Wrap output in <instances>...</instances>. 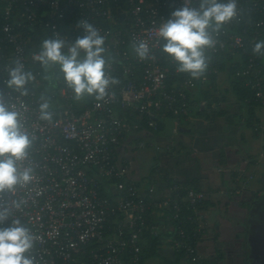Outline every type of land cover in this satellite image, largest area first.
Here are the masks:
<instances>
[{
    "label": "built area",
    "instance_id": "2783aa9c",
    "mask_svg": "<svg viewBox=\"0 0 264 264\" xmlns=\"http://www.w3.org/2000/svg\"><path fill=\"white\" fill-rule=\"evenodd\" d=\"M200 2L0 0V100L20 112L24 129L32 139L27 158L19 163L22 170L31 168L33 176L24 187L0 193V202H6L13 213L0 227L10 226L11 219L16 218L31 231L34 246L27 255L34 257L35 264H140L144 231L147 229L153 235L164 227L154 220L147 224L146 213L150 211L152 216V211L161 208L175 212L177 225L173 227L176 237L171 239L172 248L184 249L193 261H202L198 241L196 246L192 243L180 211L183 208L192 211L187 219L196 224L199 234L195 236L199 239L206 225L199 209L207 198L205 192L175 181L167 188L158 189L153 185L142 188L130 177L131 162L121 159L119 153L121 147L127 146L122 135L138 127L134 118L155 115L164 106L174 109L175 114L189 113L192 111L189 105L196 104L189 95L195 92L190 90L192 78L187 77L184 83L171 79L172 67L166 64L170 57L162 53L164 41L158 37L157 30L174 9L185 5L198 8ZM236 3L237 15L230 22L219 31L209 29L215 43L205 49V55L209 60L229 43L234 50L228 52H239L238 58L245 56V60H239L245 61L239 74L248 75L246 84H253L255 88L262 85L264 79L260 62L264 55L252 51L264 34V18H261L264 0H236ZM21 4L28 8H48L50 18L44 23L54 38L63 40L69 37H62L58 25L68 17L64 16L66 8L71 7L78 14L75 19L82 28L78 31L82 36V21L92 24L103 37L112 31L98 20L106 19L113 25L118 20L124 21V28L120 27L123 29L114 30L113 45L105 42L107 48H114L116 55L106 62V72L109 78L118 81L109 87L105 99L99 102L94 99L79 110L74 105L72 90L60 81L62 102L50 110L51 119L44 120L40 118L32 83L25 86L27 95L7 86L9 71L18 61L26 70L30 57L38 60V51L26 50L30 38L25 36L21 23L12 20V14ZM241 19L247 20L252 30L247 26L243 31L235 30L236 22ZM36 20L35 12L27 14L29 23ZM141 41L150 47L145 59H140L136 53V45ZM7 45L13 49L6 50ZM174 71L178 72L177 67ZM256 95L264 100L262 90H257ZM174 131L177 133V128ZM17 201L19 208L14 207Z\"/></svg>",
    "mask_w": 264,
    "mask_h": 264
},
{
    "label": "crops",
    "instance_id": "0c3cea01",
    "mask_svg": "<svg viewBox=\"0 0 264 264\" xmlns=\"http://www.w3.org/2000/svg\"><path fill=\"white\" fill-rule=\"evenodd\" d=\"M231 98L227 104L234 102ZM228 107L231 110L227 115L211 122L199 118L189 133L176 127L175 136L162 140L165 142H161L158 174L174 179L182 186L197 187L205 192L207 198L199 209L207 226L197 244L203 259L210 264H244L247 260L249 264H263L264 130L256 133L245 123L246 109L239 111L236 107ZM255 114L256 122L263 123L264 107L258 106ZM145 135V132L140 134L142 138ZM177 137L185 141L184 145L177 144L174 140ZM129 141V148L123 146L119 153L121 159L131 162L130 175L142 188L159 187L150 177L135 170L143 164L145 149L138 155ZM177 145L178 153L171 154ZM156 177L159 176L156 174ZM158 182L164 184L163 188L169 186L162 178H158ZM157 213L152 211L153 215ZM164 213L152 219L164 224ZM166 226L162 227L164 231ZM170 241V236L162 235L158 247L171 246ZM152 259V256L146 259L145 264Z\"/></svg>",
    "mask_w": 264,
    "mask_h": 264
},
{
    "label": "clouds",
    "instance_id": "9594fccd",
    "mask_svg": "<svg viewBox=\"0 0 264 264\" xmlns=\"http://www.w3.org/2000/svg\"><path fill=\"white\" fill-rule=\"evenodd\" d=\"M236 15V0H201L198 8L185 5L174 9L157 30L158 37L165 41L162 50L177 62L178 72L198 79L208 67L205 49L215 43L209 29L219 31ZM81 24L84 35L77 37L66 50L63 39H44L36 59L45 68L50 64L59 65L74 99L94 97L99 102L108 95L109 87L118 81L109 78L106 72L104 37L92 24L85 21ZM252 51L264 55V40L257 41ZM149 52L147 42L136 45L140 59L148 58ZM33 79V74L18 61L9 71L6 84L27 95L25 86ZM49 107L47 101L40 104L41 119H51ZM20 117L14 106L0 100V193L14 192L33 179L32 169L22 170L19 163L27 158L32 143ZM14 207L19 208L20 202H14ZM12 216V208L6 202H0V224ZM34 239L19 219H11L10 226L0 227V264H35L34 257L27 255L34 246Z\"/></svg>",
    "mask_w": 264,
    "mask_h": 264
},
{
    "label": "trees",
    "instance_id": "16d2710c",
    "mask_svg": "<svg viewBox=\"0 0 264 264\" xmlns=\"http://www.w3.org/2000/svg\"><path fill=\"white\" fill-rule=\"evenodd\" d=\"M72 8H66L64 12V16H68L67 19L62 21L58 25L59 33L62 35V37L68 36L69 38L65 41V50L67 47L77 38L82 36L78 31L82 30V28H79L75 16H78V14L71 10ZM29 12H35L37 20L34 23H29L27 21V14ZM115 13H117L115 11ZM251 14V13H249ZM254 17H259L258 14L252 13ZM48 18H50V10L46 7H42L39 9H36L34 7L28 8L27 6L21 4L16 11L12 14V20L14 22L21 23V29L24 32L25 36H28L30 38L29 43L27 44L28 52L34 53V52H40L41 51V45L42 41L44 39L48 38H54L53 33L51 32V29L47 27L44 23ZM261 18H264V15L261 14ZM1 13H0V20H1ZM246 19L249 21V18L246 17ZM247 20L241 19V21L238 23L236 22V27L234 28L237 31H243L245 26L249 27L250 30L252 28L248 25ZM95 22H97L95 20ZM100 22L102 25H104L105 28L111 29L112 33L106 37H104V48L105 53L103 54L105 56L106 62L110 61L114 58L115 52L113 47H106L105 42L109 41L112 44V40L114 39V30L123 29L124 28V21L118 20V23L116 25H113L111 22L105 20H101ZM89 23V22H88ZM123 27V28H120ZM248 31V30H247ZM246 31V32H247ZM264 40V34L258 38L257 41ZM165 41L163 42V44ZM113 45V44H112ZM163 46V45H162ZM12 46L7 45L6 50H12ZM228 50H234L229 43H226V47L223 49H218V51L215 53V57H212L211 59H207L208 61V67L206 72L198 79H193L191 81L192 89L190 90L195 91L194 93H189L190 96L194 97V101L196 104L189 105V110H192L189 113H180L175 114V110L170 108L169 106H164V108L160 111H157L155 115H143L142 118H134V121H137L138 127L134 128L131 133H126L122 135V141L126 138L125 141H129V143L132 144V148L134 149V152L136 151L138 153V149L140 147H143L145 149L144 154H152L153 148H154V155L155 159L158 160L159 166L161 162V156H162V147L161 142L166 138H170L175 136L163 134L162 131L164 130L166 126L165 120L170 118L173 119L175 122L177 121L179 124L177 125V128L179 126L183 127L184 132L189 133L194 126V121L197 119L206 120L208 122L215 121L218 117H223L227 115L229 110H231L228 106L236 107L239 111H243V109H246L245 114H247V118L245 119V123L248 125H252L253 117L255 116V111L258 106L264 107V100L262 98L257 97L256 92L262 90L264 93V79L262 81V85L258 87H253V84H246V80L249 78V76H243L239 74L243 69V65L245 64V61H239V60H245V56L238 58L239 52H228ZM163 54H166L163 52ZM169 56L168 54H166ZM81 56H83V52H81ZM116 56V55H115ZM170 57V56H169ZM238 58V59H237ZM118 59V58H117ZM172 58H169L168 63L172 67V70H170V73H173L174 76L171 78L174 81H179L184 83V81L187 79V77H190L186 73H180L174 71V69L177 67V62L174 60L172 62ZM118 60H116L117 62ZM262 64L261 74L264 76V58L260 60ZM260 64V65H261ZM107 69V68H106ZM27 71H30L32 74H34L35 78L28 83H32L34 86V92H35V101L36 105L40 106L41 103L44 101H47L50 105L49 111L56 108L60 103L62 102V98L59 95V88L63 86L65 83L63 79V73L59 69L58 64H50L47 68L43 67L41 62L39 60H33L32 57H30L27 61ZM226 73L228 77V87L224 89H220L221 81L220 76L222 73ZM203 77H206V80H203ZM170 79V80H171ZM206 85V86H205ZM191 92V91H188ZM232 97V98H231ZM233 99V103L230 104L228 102L229 99ZM95 98L94 97H85L81 100L74 99V105L81 110L84 105H87L91 103ZM230 102V101H229ZM235 105V106H234ZM233 111V110H232ZM130 120V118H128ZM130 122H132L130 120ZM152 122L155 123V125L152 124ZM176 129V128H175ZM174 129V130H175ZM143 132L146 133V139L145 136L142 138L140 134L143 135ZM150 136V139L147 140ZM177 144L184 145L185 141L179 137L174 139ZM127 143V142H126ZM128 143L126 148L128 147ZM131 148V149H132ZM132 149V150H133ZM164 149V148H163ZM173 152L171 154H176L179 151L178 145L177 147H173ZM140 152V151H139ZM151 152V153H149ZM129 161L128 159H126ZM224 161V159H223ZM130 162V161H129ZM159 173V170H157ZM159 177V180L162 178L163 181H165L167 184L174 183V179L169 180L165 176H162L160 174H157ZM132 177V176H130ZM147 177V176H145ZM133 178V177H132ZM158 178L153 174L151 176L152 182L155 183L156 186H159L158 189H161L164 184H160L158 182ZM135 180V179H134ZM178 182V181H175ZM138 183V182H137ZM139 185V184H138ZM189 187V186H186ZM195 189H199L197 187H193ZM200 205L199 207H201ZM165 212L164 215V226L167 225V229L164 231L161 229L159 233L151 235L149 230L144 231V238L143 242L145 240H148V244L142 245V259L140 264H145V260L149 259L151 256L153 258H157L158 256H161V258L164 260L165 264H210V262L206 259H202L201 262H195L192 260L191 256L187 255L184 249L176 250L172 249V254L170 256H164L161 252L163 249L158 247L160 242V237L162 235L170 236L171 239H174L176 237V228H173L177 225L176 220L174 219V211L169 209L161 208L158 210V213L153 215L150 211H147L146 216L148 217V223L150 220H153L152 217L157 216L161 217V213ZM181 212V218H184L183 225L185 226L186 232L189 236L192 238V243L196 246V242L200 239H198V236H195L196 234H199V231L197 229V226L195 223L187 219V216L192 214L190 209L183 208ZM151 218V219H150ZM157 221L156 219L154 220ZM170 223L173 226H170ZM207 226V224L203 227V229ZM168 227H172L171 230L168 229ZM203 229L201 231V234L203 232ZM201 236V235H200ZM198 250V248H197Z\"/></svg>",
    "mask_w": 264,
    "mask_h": 264
},
{
    "label": "rangeland",
    "instance_id": "374dc122",
    "mask_svg": "<svg viewBox=\"0 0 264 264\" xmlns=\"http://www.w3.org/2000/svg\"><path fill=\"white\" fill-rule=\"evenodd\" d=\"M220 80L221 81V86L219 87L220 89H224V88H227L228 87V77H227V74L224 72L221 74L220 76ZM255 117V118H254ZM253 117V122H252V125H250L254 131L256 133H261L262 130H264V122L263 123H260L258 124L256 121H257V115L255 114V116ZM249 130V129H248ZM250 131V130H249ZM153 153H155L154 151V148H153ZM160 165H161V162H160ZM161 166H159L160 168ZM249 176V175H248ZM169 194V193H168ZM156 212H158V210H154ZM154 223H157L154 221ZM207 224V222H206ZM170 226H173L171 223H170ZM172 227H168L169 230H171ZM171 242V241H170ZM146 244V240L143 242V244ZM262 244H264V242H262ZM168 245V244H166ZM264 246V245H263ZM163 250L161 251L164 255V256H170L172 254V242H171V246H165V248L163 247L162 248ZM261 251H264V248L261 250ZM201 255V254H200ZM203 258V256H202ZM148 264H165L164 263V260L161 258V256H158L157 258H153L152 260H150V262Z\"/></svg>",
    "mask_w": 264,
    "mask_h": 264
},
{
    "label": "flooded vegetation",
    "instance_id": "af4514ba",
    "mask_svg": "<svg viewBox=\"0 0 264 264\" xmlns=\"http://www.w3.org/2000/svg\"><path fill=\"white\" fill-rule=\"evenodd\" d=\"M142 149H143V147H140L138 149V155L141 154L140 152L143 151ZM142 153H144V151ZM142 163L143 164H140V166H139L140 168H136L135 169L136 171L138 170L139 173H142V175L147 176V177H150V178H151V176L153 174L155 176H156V174H158L157 170H159V162H158L157 159H155L154 153H152V154H146V156L144 158H142ZM258 250L259 249H257L256 251L258 252ZM263 264H264V261H263Z\"/></svg>",
    "mask_w": 264,
    "mask_h": 264
},
{
    "label": "water",
    "instance_id": "95a60500",
    "mask_svg": "<svg viewBox=\"0 0 264 264\" xmlns=\"http://www.w3.org/2000/svg\"><path fill=\"white\" fill-rule=\"evenodd\" d=\"M165 122H166V126L164 130L162 131V133L173 136L175 134L174 129L177 127V123L173 119H170V118L166 119ZM178 129L183 130V127L179 126ZM244 264H249L248 260L245 261Z\"/></svg>",
    "mask_w": 264,
    "mask_h": 264
}]
</instances>
